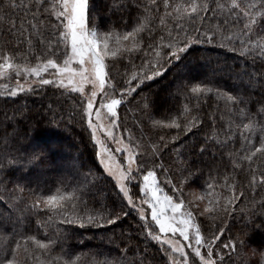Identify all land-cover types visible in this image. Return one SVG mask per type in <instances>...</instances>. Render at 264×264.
Masks as SVG:
<instances>
[{
  "label": "snow or ice",
  "instance_id": "obj_1",
  "mask_svg": "<svg viewBox=\"0 0 264 264\" xmlns=\"http://www.w3.org/2000/svg\"><path fill=\"white\" fill-rule=\"evenodd\" d=\"M126 10L131 20L121 16L122 24L104 25L92 0H0V98L19 104L18 98L48 86L57 89L72 106L65 122L49 103V122L79 127L93 149L91 166L73 163L72 191L30 189L25 201V186L17 183L3 197L11 211L0 216V264H78L80 257L66 247L69 230L61 226L113 234L108 241L116 255L91 264H245L247 242L231 234L228 222L243 220L247 229L253 217L264 216V0H114L108 11ZM221 18L227 31L212 24ZM217 39L253 66L230 69V88L215 80L194 83L187 75L194 45ZM122 61L126 70L117 80L110 69ZM169 75V97L180 106L156 119L167 100L158 103L144 89ZM212 97L224 102L222 109L208 103ZM133 102L140 120L148 121L147 137L143 124L137 137L122 123L121 110ZM4 119L14 135L27 116L14 110ZM3 139L9 142L7 134ZM44 155L33 150L21 161L0 153V168L27 169ZM97 197L98 206L90 205ZM33 216L47 242L28 234ZM130 219L135 235L123 227ZM9 223L10 233L4 231ZM256 226L264 232V220ZM116 229L126 239L118 240ZM150 249L160 258L148 257Z\"/></svg>",
  "mask_w": 264,
  "mask_h": 264
},
{
  "label": "trees",
  "instance_id": "obj_2",
  "mask_svg": "<svg viewBox=\"0 0 264 264\" xmlns=\"http://www.w3.org/2000/svg\"><path fill=\"white\" fill-rule=\"evenodd\" d=\"M117 2L122 3V0H117ZM92 3L98 13V22L101 24L111 25L116 21H120L122 24L123 20L120 19L121 16H123L124 20H131L132 18L133 13L127 10L123 12L112 11L109 13L108 10L110 7H113L114 0H92ZM216 23H219L221 28L227 31L222 18L219 21H212V24ZM207 26L208 24L206 23L205 27ZM220 42L221 41L217 39L212 44L203 43L194 45L188 57V61L186 62L187 75L194 83L206 79L215 80L221 83L225 88H230L231 81L227 79L230 69L238 71L239 66L245 63H248L250 68L253 67L250 62L244 61L236 53L228 51L226 47L222 48L217 46ZM224 43L227 44V41H224ZM205 60H207L208 63H206ZM136 63L139 64L140 61L137 60ZM122 64L126 65V61H122L110 69L112 75L115 76L117 80L120 79L118 73H123L126 70L125 67H122ZM221 68L224 69L223 72L219 71ZM255 70L260 71L258 64L255 66ZM209 72H215L216 74L215 76H211ZM0 83L4 82L0 81ZM172 90L173 83L170 75L164 79L151 82L150 86L144 89V94H147L150 99H156L158 103L167 100V103L155 113L156 119H161L166 109L180 106L176 100L167 98L169 92ZM18 99L19 104H14L11 99L5 103L4 99L0 98V121H4L0 123V153L11 152L15 156H18L21 161L26 160L33 150L44 149L45 155L36 165L30 166L27 169L23 168L22 165L11 169L8 167L0 168V216L5 217L11 209L8 208L3 197L8 196L13 186L17 183L25 186V191L22 194L25 201L30 199V189L38 188L46 194H54L57 188L72 191V186L75 183L73 163L75 162L76 167L79 166L80 162H83L87 166H91L92 163V146L88 136L81 132L79 127L73 128L69 126L71 130H66L63 124L57 128L49 122L51 114L48 112L47 105L51 103L55 107V116L57 120L63 116L66 122L68 119V110L72 106L71 99L60 97L57 89L51 86L43 89L39 95H28ZM138 99H140V97H138ZM191 103L194 104L195 101ZM201 103H204V101L202 100ZM208 103L216 104L222 109L224 102L216 101L215 97H212ZM180 104H183V101H180ZM14 110L18 118L20 111H23L27 119L19 120V124L15 126V134L13 135V129L11 127H5L7 121H5L4 117L5 112H7L8 116H12ZM120 116L122 123L126 124L135 136L138 137L140 135L141 124L144 126L145 137L151 134L148 121L140 120V114L136 110L135 102L121 110ZM156 131L168 130L157 129ZM5 134L8 135V143L4 142L3 138ZM119 134L123 135V130H121ZM152 138L156 139L157 137L152 136ZM124 139H127L126 135ZM185 156H187V153H185ZM172 159L173 156L171 154L165 156L166 163H170ZM206 178L207 176L205 175V179ZM240 180L242 182H247L248 177L241 175ZM61 181H63V184ZM198 183L203 184V180L198 181ZM101 187L109 198H114V193L107 185L102 184ZM100 199V197H97L96 201L89 199V204L97 203L98 206ZM257 199H259V194L257 195ZM20 207H23V204H21ZM257 211H259L258 206ZM16 215H18V213ZM253 220L255 223L250 224L247 229L242 227L244 224L243 220L238 221L237 219H232L228 222L232 229L231 234L235 235L239 232L244 236L247 242V248L244 250L246 255L242 258L245 264H261V256L264 255V247H261V244L264 243V232H261L256 226L261 220H264V216L257 215L253 217ZM29 224L30 227L27 225L25 226L28 234L39 233L38 238L47 242L43 236V230L37 229L36 218L34 216L29 217ZM61 227H67L69 230V238L66 242V247L71 249L74 253L73 258L76 256L80 257L78 264H91V261L94 259L104 260L114 257L118 251L114 249L108 241V238L113 234L106 233L104 229H80L76 226ZM123 227L126 235L128 234L129 227L132 229V235L138 232L136 224L131 219L126 221ZM4 231L11 232L10 223L5 227ZM228 235L229 233L226 232L225 237ZM115 237L120 241L126 239V236L121 237L120 229H116ZM152 248L156 249V246L153 245ZM57 251H59V249H57ZM147 255L148 257H156V259L160 258L158 250L153 251L150 249ZM146 264H149V262L146 261Z\"/></svg>",
  "mask_w": 264,
  "mask_h": 264
},
{
  "label": "rangeland",
  "instance_id": "obj_3",
  "mask_svg": "<svg viewBox=\"0 0 264 264\" xmlns=\"http://www.w3.org/2000/svg\"><path fill=\"white\" fill-rule=\"evenodd\" d=\"M105 17H106V16H105ZM205 62H206V63H208V61H207V60H205ZM209 73H210V72H209ZM210 75H211V76H213V73L211 72V73H210ZM167 98H169V99H170V97H169V96H167Z\"/></svg>",
  "mask_w": 264,
  "mask_h": 264
}]
</instances>
